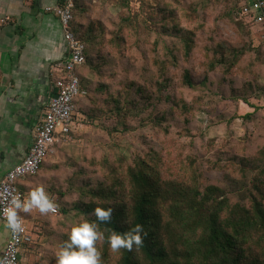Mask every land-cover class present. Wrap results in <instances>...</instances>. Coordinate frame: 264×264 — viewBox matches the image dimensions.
Instances as JSON below:
<instances>
[{"label": "trees", "instance_id": "1", "mask_svg": "<svg viewBox=\"0 0 264 264\" xmlns=\"http://www.w3.org/2000/svg\"><path fill=\"white\" fill-rule=\"evenodd\" d=\"M113 2L126 10L108 13L107 28L105 14L91 15L92 0H74L72 27L85 45L76 73L82 82L90 79L86 95L75 101L74 118L101 117L94 126L104 135L122 134L131 144L130 156L116 159L95 147L86 161L95 175L80 168L87 178L66 186L56 212L98 224L104 234L96 243L101 264H264V106L250 102L264 88L256 79L264 73V50L260 33L245 20L250 6L246 0H190L184 16L200 21L197 30L176 25L164 44L162 38L150 40L153 31L164 32V17L145 26L128 12V0ZM208 10H218L215 26L225 22L227 36L216 37L217 29L201 21ZM172 16L169 11L165 17ZM179 58L191 68L184 66L175 80L167 69L179 67ZM196 63L200 82L191 70ZM207 96L220 98L208 103ZM241 102L252 110L234 112L245 126L238 155L235 144L219 146L206 138L197 115L213 117ZM250 164L254 171L247 169ZM71 192L76 197L68 203ZM97 207H111V220L99 221ZM136 224L146 232L142 245L112 250L111 233ZM69 236H61L48 264H57Z\"/></svg>", "mask_w": 264, "mask_h": 264}, {"label": "crops", "instance_id": "2", "mask_svg": "<svg viewBox=\"0 0 264 264\" xmlns=\"http://www.w3.org/2000/svg\"><path fill=\"white\" fill-rule=\"evenodd\" d=\"M61 2L0 0V179L26 156L33 129L42 119L52 94L50 72L67 55L60 21L45 10ZM249 6L247 12L251 13L245 20L258 35V26L253 22L254 10ZM63 140L55 143L36 175L18 180V187L26 197L40 185L47 189L54 184L56 168L52 164L59 158L56 145H61ZM48 213L54 215L57 212ZM48 213L35 208L28 213L21 212L32 235L35 217H45ZM8 238V225L0 218V253Z\"/></svg>", "mask_w": 264, "mask_h": 264}, {"label": "rangeland", "instance_id": "3", "mask_svg": "<svg viewBox=\"0 0 264 264\" xmlns=\"http://www.w3.org/2000/svg\"><path fill=\"white\" fill-rule=\"evenodd\" d=\"M189 1L190 0H128L127 9L131 16L138 14L136 16L139 19L145 20L142 23V25L145 26L147 24H153L152 22L154 21L159 24L160 21L162 22L159 18L164 17V21L161 23V25H163L164 32H160L159 29V33L156 35V31H153V33H151L150 40L155 42L156 39L162 38L163 43L166 44L173 38L170 33V28L173 29L176 25L185 30H197L196 26H199L200 21H194L188 19V16H184L187 12L190 13ZM92 2L95 4L93 7L96 10V13L93 12L91 15L99 14L100 12L105 14L104 21L107 28L112 27L110 20L108 21V13L115 15L119 10H123V12L126 10V8L117 6L113 0H92ZM160 8H164V10L159 11ZM169 11H173V16L170 19H167L165 16ZM217 13L218 10H216V13H214L213 10H208L204 16L205 20H201V18L199 19L203 21L204 25L208 28L217 29L214 33L216 37H218V35L227 36L229 33V26L225 22L219 21V25L215 26L214 20L215 14ZM203 39L205 38L203 37ZM158 49L161 51V47ZM157 53L160 57H164L163 53L159 51ZM184 66L190 67V64L185 63L182 59H180L179 67H169L167 72L173 75L176 80ZM115 70L117 72L116 77L119 79L122 76L120 68L117 67ZM191 70H193V72H195L194 75L197 76L196 82H200L201 77H199L198 74L202 72V69L198 63L192 66ZM256 79L260 85L264 86V73L258 74ZM88 83H90V79L85 80V84L87 85ZM218 98H220V96H207L208 103L215 102ZM250 102L264 106V88L257 90L255 97L252 98ZM247 110L252 109L241 102L239 105L227 106L222 113L213 117L202 111L197 115L198 124L201 129H205L206 138H215L219 146L235 144L237 147L236 153L240 155L242 154V145L246 140L244 135L245 126L242 122V118L240 116L236 117L234 112L236 111L242 114ZM263 116H261L262 121L264 120ZM77 118L78 119L75 120L76 130L73 131L68 138L64 139L61 145H56L57 151H59V158L52 164V167L56 168V180H52L54 184L46 189L48 193L56 196V200L60 199V193L62 191H69L66 186H69L68 188H72L75 186V182L80 180V177L87 178L80 175V173H82L79 172L80 168L85 170V175L87 176L88 174L95 175L96 171L95 173L92 171L94 168L88 166V163L86 162L89 157L91 158L94 154H96L94 152L95 147L101 148L103 153L112 155V157H115L116 159L120 157L129 158L130 156L129 150L131 148V144L122 134L117 131H113L109 136L107 134H105V136L101 130L98 129V126H94V124H96L101 117H95L94 122H90L88 119L81 120V118H83L81 116H77ZM107 121L103 120L104 124H106ZM257 122L258 118L254 121L253 128L256 126ZM62 151L63 153H61V155L60 152ZM59 159L61 161L58 162ZM247 169L249 171H254L251 164L247 165ZM94 184L96 183L94 182L92 186ZM60 186L62 187V190L58 189ZM67 196L68 197L65 198V200H67L68 203L71 197H76L75 195L72 196V192L67 193ZM68 218L69 220H67L60 211L54 215L48 213L45 217H35L34 222L31 225L34 241L24 253L22 264H48V262L51 261L50 259H55L53 252L57 250L56 245L61 244V241H63L61 236L64 237L66 234H70V227L80 222V218H77L75 215Z\"/></svg>", "mask_w": 264, "mask_h": 264}, {"label": "built area", "instance_id": "4", "mask_svg": "<svg viewBox=\"0 0 264 264\" xmlns=\"http://www.w3.org/2000/svg\"><path fill=\"white\" fill-rule=\"evenodd\" d=\"M254 10L253 22L258 26L260 40L264 50V0H246ZM74 0H62L57 6L46 7L60 21L63 37L67 45L65 59L58 63L53 71L52 94L48 100L42 119L33 129L31 145L24 159L10 168L0 179V218L8 225L3 208L13 194L21 199L25 193L19 189L18 180L38 172L53 147L60 139H66L76 130L75 101L86 95L85 84L76 73L85 61V45L72 27ZM246 8L244 12L246 13ZM55 200L56 196L52 195ZM22 231L14 233L9 227V238L0 253V264H22L26 250L33 243V235L21 215Z\"/></svg>", "mask_w": 264, "mask_h": 264}, {"label": "clouds", "instance_id": "5", "mask_svg": "<svg viewBox=\"0 0 264 264\" xmlns=\"http://www.w3.org/2000/svg\"><path fill=\"white\" fill-rule=\"evenodd\" d=\"M56 202L49 195L43 185L33 189L29 195L21 199L19 194H13L3 208L8 227L14 232L22 231L20 213H28L34 208L41 213L56 210ZM111 207L95 208V216L99 221L108 222L112 218ZM143 224H136L126 232L113 231L108 237L110 247L114 251L126 248L129 251L133 246L139 247L145 235ZM104 238L99 226L94 221H81L72 226L68 240H65L57 252V264H101L102 253L96 243Z\"/></svg>", "mask_w": 264, "mask_h": 264}]
</instances>
